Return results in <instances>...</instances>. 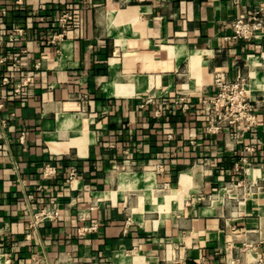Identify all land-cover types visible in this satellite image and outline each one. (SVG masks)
Here are the masks:
<instances>
[{
    "label": "crops",
    "instance_id": "crops-1",
    "mask_svg": "<svg viewBox=\"0 0 264 264\" xmlns=\"http://www.w3.org/2000/svg\"><path fill=\"white\" fill-rule=\"evenodd\" d=\"M262 5L0 0V264H264V31L226 40ZM217 68L249 128L207 129Z\"/></svg>",
    "mask_w": 264,
    "mask_h": 264
},
{
    "label": "built area",
    "instance_id": "built-area-1",
    "mask_svg": "<svg viewBox=\"0 0 264 264\" xmlns=\"http://www.w3.org/2000/svg\"><path fill=\"white\" fill-rule=\"evenodd\" d=\"M70 19H72V15L65 13L58 19V22L60 25L65 26ZM231 28L232 33L226 37V40L232 43L260 37L261 32L264 31V5L250 14H240L231 22ZM4 81H7V79L4 78ZM28 81L29 78L26 77L23 82L15 86L14 91L19 93L21 86ZM213 86L215 93L201 100V107L206 116L207 129L215 132L224 124L236 126L241 124L249 128L254 123V108L248 100L243 82L238 79H228L226 72L221 68H217L213 73ZM177 103L180 104L182 110L189 109V101L184 97L179 98ZM55 173V166L45 165L43 167L44 176L51 177ZM75 175L76 170L72 168L68 180H72ZM57 218L58 210L56 208L43 207L37 211H31L29 227L36 228L41 222L54 221ZM38 264H42V262Z\"/></svg>",
    "mask_w": 264,
    "mask_h": 264
}]
</instances>
